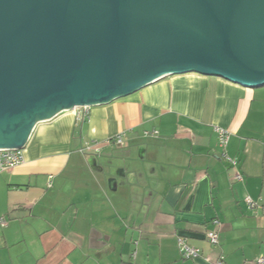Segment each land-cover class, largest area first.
Masks as SVG:
<instances>
[{
    "label": "crops",
    "instance_id": "obj_1",
    "mask_svg": "<svg viewBox=\"0 0 264 264\" xmlns=\"http://www.w3.org/2000/svg\"><path fill=\"white\" fill-rule=\"evenodd\" d=\"M215 127L230 133L234 166ZM122 134V144L107 142ZM23 158L0 173V264L264 257V87L167 76L87 115L65 111L36 124ZM180 240L198 254L182 258Z\"/></svg>",
    "mask_w": 264,
    "mask_h": 264
},
{
    "label": "water",
    "instance_id": "obj_2",
    "mask_svg": "<svg viewBox=\"0 0 264 264\" xmlns=\"http://www.w3.org/2000/svg\"><path fill=\"white\" fill-rule=\"evenodd\" d=\"M186 73L264 87V0H0V150Z\"/></svg>",
    "mask_w": 264,
    "mask_h": 264
},
{
    "label": "built area",
    "instance_id": "obj_3",
    "mask_svg": "<svg viewBox=\"0 0 264 264\" xmlns=\"http://www.w3.org/2000/svg\"><path fill=\"white\" fill-rule=\"evenodd\" d=\"M90 107H80L73 110H81L82 114L87 115ZM214 131L217 134L218 139V146L221 149V156L223 159L227 160L232 166L236 164L235 160L231 159L226 154V147L229 140V131L223 128L215 127ZM123 136L119 135L113 139L108 140L107 142L110 143H116V144H122L123 142ZM24 158H23V149H10V150H0V173L11 170L21 164H23ZM237 179H240L239 176L236 177ZM246 202L251 206L254 207L255 204L250 198H246ZM264 207V206H263ZM6 221L3 218H0V227L6 226ZM206 240L211 245H217L218 244V234L215 232H208L205 234ZM180 246V252L181 256L184 259H189L198 254V249L193 248L185 243V241L180 240L179 241ZM256 264H264V257L259 256L255 259ZM215 264H223L222 260H219Z\"/></svg>",
    "mask_w": 264,
    "mask_h": 264
}]
</instances>
